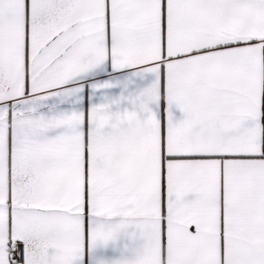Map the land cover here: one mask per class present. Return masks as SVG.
I'll list each match as a JSON object with an SVG mask.
<instances>
[{"label":"snow or ice","instance_id":"snow-or-ice-1","mask_svg":"<svg viewBox=\"0 0 264 264\" xmlns=\"http://www.w3.org/2000/svg\"><path fill=\"white\" fill-rule=\"evenodd\" d=\"M0 264H264V0H0Z\"/></svg>","mask_w":264,"mask_h":264}]
</instances>
